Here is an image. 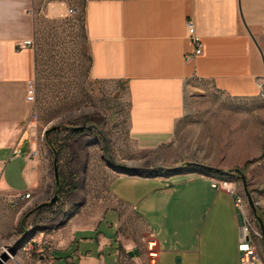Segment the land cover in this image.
<instances>
[{"label": "crops", "instance_id": "1", "mask_svg": "<svg viewBox=\"0 0 264 264\" xmlns=\"http://www.w3.org/2000/svg\"><path fill=\"white\" fill-rule=\"evenodd\" d=\"M72 3L84 19L91 75L125 91L129 132L144 156L171 143L185 112L187 85L203 81L238 98L260 92L264 0H0V236L16 228L13 196L29 190L45 198L57 184L49 174L51 151L38 114L29 122L34 104L27 99V83L37 78L36 47L19 43L34 40L40 18L58 21ZM189 18L203 42L202 52L191 59L185 57L193 49ZM82 135L73 134L70 151H76L72 147ZM72 160L82 165L88 159ZM107 169L104 160V176ZM216 171H119L106 182L112 201L90 222L65 223L49 233L51 264H150L146 231L158 240L157 264H239L242 225L245 221L250 233L251 222L234 186V193L211 186L219 178L212 176ZM181 172L197 175L172 178ZM86 182L79 178L70 190L85 191ZM88 182L101 184L102 170ZM251 244L258 254L256 237ZM26 257L24 264H47L33 254Z\"/></svg>", "mask_w": 264, "mask_h": 264}, {"label": "rangeland", "instance_id": "2", "mask_svg": "<svg viewBox=\"0 0 264 264\" xmlns=\"http://www.w3.org/2000/svg\"><path fill=\"white\" fill-rule=\"evenodd\" d=\"M34 44L37 123L44 142L49 144V174L57 184L45 198L28 190L31 195L21 196L17 204L10 200L17 208L16 228L7 230L8 234L2 231L0 264H24L26 256L34 254L28 247L38 239H50L49 233L58 226L90 222L112 201L106 182L119 171L151 174L193 168L220 169L224 172L220 175L225 177H218L233 183L245 204L251 235L258 242V254L261 252L264 256L262 237L259 232L254 234L258 219L264 226V74L259 94L247 98L227 96L203 81L187 85L185 112L177 122L171 143L162 145L148 157L136 148L130 135L128 101L123 88L117 89L113 83L91 75L89 41L81 13L67 14L58 21L40 18ZM262 45L264 52V34ZM78 128L83 135L72 147L76 151H70L69 141L72 144ZM49 141L58 145L60 156L55 155ZM78 156L86 157L87 162L80 165V161L72 160ZM59 157H62L61 163ZM104 160L108 165L105 176ZM101 170V184L89 183ZM195 175L181 172L172 178L179 180ZM79 178L87 180L83 183L85 191L70 190ZM89 189H95L96 193L85 196ZM56 193L58 197L51 203ZM129 221L136 222L132 218ZM106 232L109 234L111 230ZM112 258L106 256L109 262ZM55 264H66V261Z\"/></svg>", "mask_w": 264, "mask_h": 264}, {"label": "built area", "instance_id": "3", "mask_svg": "<svg viewBox=\"0 0 264 264\" xmlns=\"http://www.w3.org/2000/svg\"><path fill=\"white\" fill-rule=\"evenodd\" d=\"M68 14L73 15L77 13L78 7L75 3H72L68 6ZM187 27L190 32V36L193 42V49L186 52L185 57L187 59H191L197 54L202 52L203 42L202 37L195 32V24L193 19L189 18L187 20ZM262 31L264 32V26L262 28ZM34 45V40L32 39H26L23 42L19 43V47L23 46H30ZM262 82H260V85ZM27 99L34 104V108L31 111L29 122L33 123V118L36 116L37 110H36V103H37V82L36 79L33 78L28 81L27 83ZM37 153H35V147L34 143L31 146V156L34 157ZM211 186L214 189H225L232 193H234V187L233 184L229 183H222V182H213L211 181ZM27 194L25 193H19L16 194L11 198L13 204H17L18 200H20V197ZM236 205L240 207L239 201H235ZM257 232H259V236L263 239V232L259 225V223L256 225ZM146 247L148 250L149 255V262L150 264H157L158 259V240L153 234L152 231H148L147 233V239H146ZM27 250H34L35 257L39 261H45L47 264H51L54 260V256L52 253L53 247L52 242L49 238H41L38 239L35 243H32L30 247H28ZM238 251H239V264H260V256L259 254H256V249L252 248L251 244V236H249V229L244 224L242 225V233L241 238L238 245ZM98 264H104L102 260H99Z\"/></svg>", "mask_w": 264, "mask_h": 264}, {"label": "trees", "instance_id": "4", "mask_svg": "<svg viewBox=\"0 0 264 264\" xmlns=\"http://www.w3.org/2000/svg\"><path fill=\"white\" fill-rule=\"evenodd\" d=\"M82 131V129L81 128H78V130H76L75 132H78V133H80ZM49 143H50V145L52 146V148H53V150H54V152H55V155H59L60 153V151H59V147H58V145H56V144H54V142H52V141H49ZM159 170V169H158ZM206 170L207 171H211V172H215V170L213 169V168H206ZM158 173H160L161 171L159 170V171H157ZM217 173H214L212 176H220V177H225V176H221L220 174H224V172L222 171V170H217L216 171Z\"/></svg>", "mask_w": 264, "mask_h": 264}, {"label": "water", "instance_id": "5", "mask_svg": "<svg viewBox=\"0 0 264 264\" xmlns=\"http://www.w3.org/2000/svg\"><path fill=\"white\" fill-rule=\"evenodd\" d=\"M218 170V169H217ZM55 176H56V178L58 179L59 178V176H58V171H57V167L55 166ZM58 197V194L56 193L53 197H52V200L50 201L51 203L53 202V201H55L56 200V198ZM250 204H251V206H252V208H253V210H254V212L256 211V208H255V206L253 205V202H252V200L250 199ZM260 219H258V222H259V224H260V226H261V229H262V232H263V242H264V226H263V224L259 221Z\"/></svg>", "mask_w": 264, "mask_h": 264}, {"label": "bare ground", "instance_id": "6", "mask_svg": "<svg viewBox=\"0 0 264 264\" xmlns=\"http://www.w3.org/2000/svg\"><path fill=\"white\" fill-rule=\"evenodd\" d=\"M37 117V114H36V116L34 117V118H36ZM36 153V152H35ZM212 181L213 182H222V183H231V181H229V180H227V179H221V178H213L212 179ZM31 194H30V192H27V194H25V197H29ZM239 203H240V201H239ZM254 231V230H253ZM254 234H258V232H255ZM249 236H251L252 237V235H251V232L249 233ZM30 247V246H29Z\"/></svg>", "mask_w": 264, "mask_h": 264}]
</instances>
